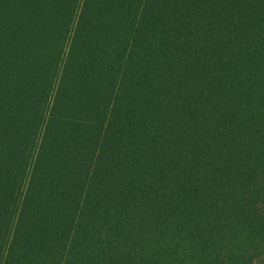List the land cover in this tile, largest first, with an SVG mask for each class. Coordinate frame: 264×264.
I'll return each mask as SVG.
<instances>
[{
    "label": "trees",
    "instance_id": "1",
    "mask_svg": "<svg viewBox=\"0 0 264 264\" xmlns=\"http://www.w3.org/2000/svg\"><path fill=\"white\" fill-rule=\"evenodd\" d=\"M0 264H264V0H0Z\"/></svg>",
    "mask_w": 264,
    "mask_h": 264
}]
</instances>
